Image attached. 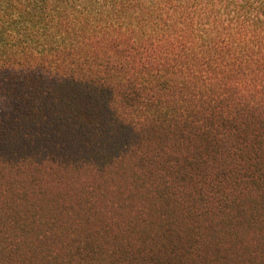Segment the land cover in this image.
I'll use <instances>...</instances> for the list:
<instances>
[{"label":"trees","instance_id":"1","mask_svg":"<svg viewBox=\"0 0 264 264\" xmlns=\"http://www.w3.org/2000/svg\"><path fill=\"white\" fill-rule=\"evenodd\" d=\"M0 264H264V0H0Z\"/></svg>","mask_w":264,"mask_h":264}]
</instances>
